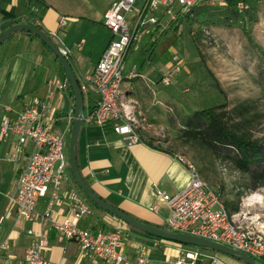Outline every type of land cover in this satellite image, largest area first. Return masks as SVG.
<instances>
[{
  "label": "crops",
  "instance_id": "crops-1",
  "mask_svg": "<svg viewBox=\"0 0 264 264\" xmlns=\"http://www.w3.org/2000/svg\"><path fill=\"white\" fill-rule=\"evenodd\" d=\"M62 1L0 0V34L16 24L40 26L57 44L58 41L52 35L58 34L61 43L59 47L71 51L68 60L79 85H82L84 76L93 72L111 42L104 39L105 42L99 44L102 40L95 33L100 26L111 34L104 24V17L115 0H108L101 12L96 13L95 19L72 14V7L68 8V4L63 5ZM251 4L248 22H262L264 0H251ZM63 20L65 26L60 28ZM148 28L140 34L146 33ZM81 42L84 44L79 49L77 46ZM157 46L158 39L152 37L144 53L150 51L154 55L152 52H155ZM148 60L150 65L146 60L140 71L134 67L125 72L124 92L126 99L135 102L138 110L146 117L151 128L146 137L150 140L129 146L113 132L111 126L98 127L83 123L77 160L83 178L102 200L142 223L169 230L167 222L171 210L161 193L171 196L178 194L188 187L191 176L181 162L180 158H184L181 152H174L167 147L168 142L157 139L155 135L159 129L171 135L175 127L170 118L176 107L175 101H171L161 84L166 73L156 64H151L153 59ZM130 74L138 77L129 79ZM69 83L63 77L61 66L53 53L39 39L19 33L0 47V245L5 241L9 244L8 249L0 250V264H25V252L35 244L37 234L45 235L51 243L45 257L46 264H114L86 253L78 243L61 237L50 221H42L51 192L39 201L34 222L18 220L7 199V194L16 187L26 158L18 156L12 159L17 146L16 137L11 133L7 136L1 134L2 121L8 118L10 122H16L27 103L40 99L45 105L46 121L55 119L54 130H62L75 112V100ZM152 88L158 90V94L149 91ZM160 92L165 94L161 95ZM83 95L85 113L89 115L98 106L99 96L93 91L83 92ZM178 116V119L184 120L181 111ZM146 141H151L154 146L148 145ZM71 175L69 168V175L60 189V204L53 208L52 214L57 221L69 215L73 207L70 194L74 192L78 200L93 210L91 215L78 221V226L105 232L114 228L122 229L121 253L129 260L135 261L142 250L147 252V264H167L179 256L182 245L126 228L95 209L77 188ZM29 231H33L34 235H30Z\"/></svg>",
  "mask_w": 264,
  "mask_h": 264
},
{
  "label": "built area",
  "instance_id": "built-area-1",
  "mask_svg": "<svg viewBox=\"0 0 264 264\" xmlns=\"http://www.w3.org/2000/svg\"><path fill=\"white\" fill-rule=\"evenodd\" d=\"M203 0H115L105 14L104 24L112 34V40L102 54L93 72L83 78L82 92L93 91L99 96L98 106L85 116L84 123L98 127L111 126L113 132L134 146L147 139L150 125L144 114L138 110L135 102L127 100L124 92L126 80L124 66L131 46L139 40L140 33L149 26H160L161 19L156 12L164 10L170 15V21L176 20L177 8L182 14L189 13ZM219 3L222 0H207ZM239 10L245 7L239 4ZM65 26L64 20L60 28ZM60 41L58 34L52 35ZM84 42L77 47L82 48ZM69 59L71 51L61 49ZM175 70V71H174ZM179 72L173 69L162 80L169 86ZM138 75L130 74L129 79ZM45 105L40 99L26 104L16 122L8 118L2 121L1 134H13L16 137V150L12 159L18 156L26 158L16 187L7 194L9 206L16 218L24 222H34L37 205L51 192L48 209L42 217L50 221L51 226L67 241L78 243L86 252L102 261L114 264H147V252L142 250L135 261L121 253L123 231L114 228L111 231H91L78 226V221L93 213L92 208L81 200L76 193L70 194L72 208L68 216L61 221L53 217V208L60 204L62 183L69 175L68 140L74 117H69L65 127L55 131L56 120L46 121ZM158 131L157 137L163 136ZM190 172L188 187L176 195L161 193V197L171 210L167 222L170 231L191 234L208 241L226 246L240 254L247 255L259 262L264 261V229L256 227L247 220L240 221L238 215H230L220 195L200 175L191 161L180 158ZM34 235L33 231H29ZM8 241L0 245V250L8 249ZM51 243L43 234L36 235V242L25 252V264H46V254ZM264 263V262H262ZM167 264H217L212 251L185 246L180 248L179 256Z\"/></svg>",
  "mask_w": 264,
  "mask_h": 264
},
{
  "label": "rangeland",
  "instance_id": "rangeland-1",
  "mask_svg": "<svg viewBox=\"0 0 264 264\" xmlns=\"http://www.w3.org/2000/svg\"><path fill=\"white\" fill-rule=\"evenodd\" d=\"M107 2L108 0L62 1L63 5L72 7V14L89 19H95L96 13L101 12ZM156 16L161 19L160 26H149L146 33L140 34L139 40L134 42L127 56L124 72L134 67L140 71L146 60L150 65L148 59L151 53H144V50L152 37L158 39V46L152 52L154 55L151 64L162 68L166 76L173 71L172 68L179 69L169 86L161 83L171 101H175L176 108H172L174 114L170 118L175 128L171 135L159 129L164 135L157 139L168 142L167 147L174 152L180 151L184 159L191 161L200 175L221 195L224 204H237L239 201L241 211L237 215L240 221L247 220V223L256 227L262 226L264 207L248 208L241 203L252 192L246 189L250 177L237 172L224 156L214 155L199 143L185 141L181 137L183 123L178 119V113L181 111L185 119L192 116L194 110L216 107L218 111L236 117L233 109L248 105L250 112L247 118L250 124L247 129L254 139L264 145V18L261 19L262 22L254 20L252 23L248 22L247 17L224 27L208 22L189 21L182 26L178 36L170 29V15H164V10H159ZM98 27L94 33L102 40L99 44H103L104 39L111 41L112 35ZM58 44L61 46L59 41ZM149 91L159 92L154 88ZM163 94L165 93L161 95ZM258 190L264 195V187ZM213 254L217 264H243L228 255L218 252Z\"/></svg>",
  "mask_w": 264,
  "mask_h": 264
},
{
  "label": "trees",
  "instance_id": "trees-1",
  "mask_svg": "<svg viewBox=\"0 0 264 264\" xmlns=\"http://www.w3.org/2000/svg\"><path fill=\"white\" fill-rule=\"evenodd\" d=\"M239 4H243L245 7L242 11L238 8ZM251 9V0H222L219 3L203 0L194 6L189 13L182 14L180 12L181 9L177 8L178 16L176 20L170 21L169 25L170 29H173L180 36L181 28L186 22H208L217 27H224L231 24V22H239L246 19ZM35 27L42 30L40 26ZM26 34L36 38L31 34ZM45 47L52 53L47 46ZM152 57L153 54L150 56V59H153ZM61 71L63 77L69 83L68 77L62 67ZM68 85L71 89L70 83ZM249 112L250 107L248 105H240L233 109L236 117L231 114L228 115L224 111H218L216 107L194 110L192 116L182 121L181 129L183 131L181 137L187 142L193 141L201 144L203 147L211 150L216 156H224L232 163L236 170L238 169L241 173L250 177V183L246 185V189L255 192L259 188L264 187V145L259 140L254 139L252 133L247 129L250 124V120L247 118ZM237 118H240V120H236ZM146 142L148 145L154 146L151 141ZM158 149L162 150L159 147ZM77 188L80 190L78 186ZM86 199L95 209L101 211L87 197ZM224 205L231 216L237 215L241 211L239 201L237 204L226 202ZM105 214L122 223L115 217L107 213Z\"/></svg>",
  "mask_w": 264,
  "mask_h": 264
},
{
  "label": "water",
  "instance_id": "water-1",
  "mask_svg": "<svg viewBox=\"0 0 264 264\" xmlns=\"http://www.w3.org/2000/svg\"><path fill=\"white\" fill-rule=\"evenodd\" d=\"M19 33L31 34L37 39H39L45 46H47L51 50V52L56 58V61H58V63L63 68L68 77L75 100L74 122L72 125L69 140V168L77 186L98 209L120 220L122 223L126 224L131 229L159 240H164L167 242H172L185 246L203 248L212 252L222 253L242 262L243 264H264L247 255L240 254L237 251L232 250L226 246L208 241L206 239L191 234L176 233L164 228L142 223L137 219L133 218L132 216L124 213L120 209L112 206L108 202L102 200L85 181L78 165V145L86 113L84 95L79 85L73 66L71 62L64 56L59 45L46 32L38 29L33 25L16 24L5 30L3 33L0 34V47L4 43H6L12 36Z\"/></svg>",
  "mask_w": 264,
  "mask_h": 264
},
{
  "label": "clouds",
  "instance_id": "clouds-1",
  "mask_svg": "<svg viewBox=\"0 0 264 264\" xmlns=\"http://www.w3.org/2000/svg\"><path fill=\"white\" fill-rule=\"evenodd\" d=\"M236 171L239 172L238 169ZM241 203L243 207L248 208H253L256 206L264 207V195H261L259 190L251 192L242 199Z\"/></svg>",
  "mask_w": 264,
  "mask_h": 264
},
{
  "label": "bare ground",
  "instance_id": "bare-ground-1",
  "mask_svg": "<svg viewBox=\"0 0 264 264\" xmlns=\"http://www.w3.org/2000/svg\"><path fill=\"white\" fill-rule=\"evenodd\" d=\"M255 221V220H254ZM261 224V223H260ZM261 229H264V223H263V225L261 226Z\"/></svg>",
  "mask_w": 264,
  "mask_h": 264
}]
</instances>
